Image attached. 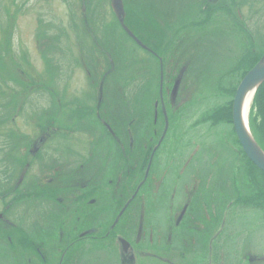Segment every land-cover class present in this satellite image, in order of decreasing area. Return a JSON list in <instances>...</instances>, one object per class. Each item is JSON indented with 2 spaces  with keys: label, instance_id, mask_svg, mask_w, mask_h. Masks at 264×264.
Returning <instances> with one entry per match:
<instances>
[{
  "label": "rangeland",
  "instance_id": "obj_1",
  "mask_svg": "<svg viewBox=\"0 0 264 264\" xmlns=\"http://www.w3.org/2000/svg\"><path fill=\"white\" fill-rule=\"evenodd\" d=\"M122 1L125 17L127 14L133 15L136 22H142L138 25L144 24L146 29H154L152 27L154 23L156 24L154 16H158L160 19L158 21L162 23L158 29L163 30V33L156 30L158 35L154 38L145 33L142 36L147 43L153 44L154 49L160 48L157 52H163L161 48L168 42L181 44L184 39L182 34H186L190 39V45L183 43L181 48L177 45L175 51H171L176 57L187 51V55L175 58L172 64V68L181 72L175 81V87L178 85L180 88L177 99L182 97L180 101H183L187 97V100L180 103L179 99H176V106L173 107L165 96L167 124L168 118L170 123L165 139L154 157L153 169L156 170L158 165L169 166L172 172H175L176 168L173 166L178 165L185 157L190 158L197 149L194 145L200 144L201 141L206 148H200L196 153L193 158L194 165L200 170L206 168L221 174L225 193L230 196L227 198L228 205L225 206H229V203L231 204L239 195L252 193V184L247 182L243 173L246 159L235 146L232 128L227 124L218 126H211L208 123L199 126L194 124L198 118H203L208 111L226 104L231 98V85L235 80L234 69L243 59L247 47L241 41L243 34L233 25L235 22L229 17L219 15L213 18L208 26H203L201 0ZM239 2L241 23L250 32H254L256 50L260 52L264 47V0ZM169 15L172 17L169 18ZM117 21L110 0H0V133L3 135H0L1 179L4 177L2 171L8 169L10 164L11 170H15L16 173L14 181L20 179L23 166L21 162L15 161L17 157L15 155L24 152L22 148L26 136L24 134H29L32 129L29 120L33 125L42 122L37 120V115L31 113L37 108L49 106L52 107L49 110L54 119L60 116L56 109L57 95L61 97L62 102L69 104L74 112L78 111L76 114L81 113L85 123H88L89 117L84 113L85 109L91 104L96 107V101L99 100L101 107L97 114L102 115L101 117L112 125L115 123L114 119L113 123L111 122L112 115L125 117L128 123H132L135 118L130 119L134 115L131 111L137 112V108H145L139 111V123L142 124L143 131L150 128L148 124L151 123V116L154 113L152 110L154 97L159 91V64L155 62L152 53L123 34ZM143 22H147L148 25ZM137 27L139 26L136 25ZM38 44L41 45L40 48ZM8 46L10 49L6 50ZM43 46L46 49H43ZM41 54L49 61H44L49 71L55 68L57 73V63L61 66L60 77L57 78L60 80L59 85L49 84L47 85L49 89L46 90L36 87H42V82L45 81V73L40 68L41 59L43 60ZM189 56H191L189 60H192L190 67L187 62ZM25 60L36 70L32 72L38 74L35 79L27 74L28 66L24 64ZM21 73L27 74L25 76L31 81H25ZM40 77L42 82L39 80ZM55 79L56 76L53 82ZM24 84L30 89H25L28 90V95H24L25 90H22ZM187 89L188 94L185 93ZM47 90L51 91L52 100ZM10 113L21 131L17 129L14 131L10 122H7ZM32 115L34 120L30 118ZM69 116L64 112V115L60 116V119L57 118V121L55 119V122L69 123L71 118ZM24 124L26 125L23 127ZM97 128L100 127H94V133L98 130L100 135H105ZM70 129L63 130L64 135L61 138L55 136L51 138L52 140L48 138L50 140L46 145L50 142L48 147H52L49 153L56 155L57 158L54 159L59 170H74L75 162L80 161L79 172L84 170L80 174L92 178L96 176L97 168L90 166L95 157L92 158L89 153L93 150V144L97 142L99 135L93 137L89 128L81 130L72 126ZM138 138L144 139L145 136L139 134ZM259 144L262 145L261 142ZM46 158L42 157V163L38 162L34 167L31 165L28 181L40 177L39 182L47 184L48 179L42 175L48 170L49 161H46ZM215 178L209 183L211 189L216 186ZM57 180L58 178H55L54 181ZM60 199L61 197H56L55 206H64ZM9 200L5 195L4 203ZM32 202L27 205L33 206ZM39 202L42 200H37L36 206ZM63 202L68 204L65 200ZM13 204L6 213L8 218L12 215L11 212L20 206ZM208 205L210 206V203ZM234 205L246 206L239 202ZM0 206L4 205L0 203ZM239 208L232 210L227 218V226L235 223L230 228L235 226L234 229L242 232L237 249L243 246V240L249 242L251 247H248L249 250L264 254L262 215L257 210ZM58 210H55L57 216L54 220L60 218ZM17 213L16 216H21ZM61 213L63 217L66 212ZM64 229L68 232L72 227L64 226ZM226 231L225 237L230 236L229 229ZM7 246V243L0 241V264L13 262V255Z\"/></svg>",
  "mask_w": 264,
  "mask_h": 264
},
{
  "label": "flooded vegetation",
  "instance_id": "obj_2",
  "mask_svg": "<svg viewBox=\"0 0 264 264\" xmlns=\"http://www.w3.org/2000/svg\"><path fill=\"white\" fill-rule=\"evenodd\" d=\"M239 1L201 0L203 26L212 23L216 16L229 17L235 22L234 27L244 35L241 34L242 43L247 45L244 55L250 50L258 52L254 32H250L241 23ZM154 17V29H146L144 24L138 25L137 32L139 29L142 40L145 34L150 38L156 37V30L163 33V30L158 29L162 24L158 21L160 19L156 15ZM173 37L176 38L175 33ZM182 38L184 39L181 44L168 42L161 48L163 52H157L160 48L154 49L150 42L148 44L152 48L142 43V48L152 53L155 62L159 64L160 77L158 95L154 97V113L151 123L148 124L150 128L145 131L139 123V111L145 108L139 107L137 112L131 111L135 116L130 117L131 120L135 118L132 123H128L125 117L112 115L111 122L115 120L112 125L106 122L102 115L97 114L101 107L100 100L96 101V107L91 104L85 109L84 113L89 115L88 123H85L81 113L76 114L78 111L74 112L58 95L56 109L60 116H63L64 112L70 115L69 123H56L55 119L57 121V118L61 117L54 119L49 110L52 107L49 106L37 108L31 113L37 115V120L42 122L33 125L29 120L32 129L29 134H24V152L15 155V161L21 162L23 166L20 179L14 181L16 173L11 170V164L8 169L2 171L4 177L0 178V203L4 205L0 206V241L8 244L7 247L13 255V262L9 264H264V254L249 250L248 247H251L248 241L242 240L243 246L237 249L242 232L234 229L235 226L230 228L235 223L227 226V218L231 211L239 206H235V202L225 206L228 205L227 198L230 196L225 193L221 174L206 168L200 170L194 165V156L200 148H206V145L201 141L200 144L194 145L197 147L196 151L190 158L185 157L178 165L173 166L176 168L175 172H172L169 166L158 165L156 170L153 169L154 157L165 139L170 123L168 118L167 124L165 96L175 107L178 89L180 90L178 85L175 87V81L181 72L172 68V64L175 58L187 55L185 51L186 53L176 57L171 51L174 52L177 45L181 48L183 43L190 45L186 34H182ZM38 46L41 47L39 44ZM43 49H46L45 46ZM259 53L260 56L264 55V47ZM40 56L43 58L40 68L45 73V81L40 77V82L43 81L42 87H36L46 90L49 89V84L58 86L60 80L57 78L60 77L61 66L57 63V73L55 68L49 71L44 64V61L48 60L42 54ZM190 57H187L188 67L192 62ZM24 64L28 66L27 74L35 79L38 74L32 73L35 70L33 66L29 65L27 60ZM25 75L21 73L25 81H31ZM159 80L162 81V86ZM25 89L30 90L26 84L22 90ZM28 90L23 91L24 95H28ZM188 90L185 91L186 94L189 93ZM49 92L51 94V91L47 90V93ZM178 99L179 102L182 97ZM184 100H187V97ZM33 115L30 117L32 120ZM208 115L200 118L203 123L194 124H225H214L211 120H205ZM7 120L14 131H21L11 113L8 114ZM95 125L100 127L97 129L105 135H100L98 130L94 133ZM72 126L81 130L89 128L93 137L99 135L89 153V156L95 157L90 166L97 168L96 176L92 178L80 174L84 172H79L80 161L75 162L74 170H59L54 159L57 158L56 155L49 153L52 147H48L50 142L47 145L46 142L54 136L61 138L64 135L63 130L69 131ZM139 134H143L145 138L139 139ZM235 146L239 148L236 142ZM44 156L47 157L46 161H49L48 170L42 173L48 179L47 184L40 183V177L28 181L31 165L34 167L36 163H42L41 158ZM245 172L246 167L243 173ZM214 177L216 186L211 189L209 183ZM55 178L58 180L54 181ZM5 195L6 199H10L7 203H4ZM57 196L61 197L60 201L64 206L54 205ZM37 200H42L38 206ZM63 200L68 204H64ZM30 202L33 206L27 205ZM12 203L13 206H20L13 210L8 218L6 213ZM56 209H59V220H54L57 216ZM61 211L66 212L63 217ZM16 213L21 216H16ZM64 226H71V231L67 232ZM226 229H229L230 236L225 237Z\"/></svg>",
  "mask_w": 264,
  "mask_h": 264
},
{
  "label": "water",
  "instance_id": "obj_3",
  "mask_svg": "<svg viewBox=\"0 0 264 264\" xmlns=\"http://www.w3.org/2000/svg\"><path fill=\"white\" fill-rule=\"evenodd\" d=\"M111 8L122 28L135 39L133 33L124 24L125 10L122 0H111ZM264 82V56L245 74L236 88L232 103V122L235 134L247 158L264 173V151L243 120V104L248 91L253 90L254 95ZM252 98V100H253ZM248 116V115H247ZM246 116V117H247Z\"/></svg>",
  "mask_w": 264,
  "mask_h": 264
},
{
  "label": "trees",
  "instance_id": "obj_4",
  "mask_svg": "<svg viewBox=\"0 0 264 264\" xmlns=\"http://www.w3.org/2000/svg\"><path fill=\"white\" fill-rule=\"evenodd\" d=\"M127 12L129 13V10H127ZM125 22L129 26V28L137 33L136 25L138 26V23L136 22V19L133 15L127 14ZM9 49L10 47L8 46L6 50ZM258 59L259 56H257L256 54L254 55V53L250 50L249 53L247 52L243 56L241 62L236 65L234 74L238 73L239 79H241L246 74V72L257 62ZM236 86L237 84L232 86L230 94L231 96L234 95ZM231 119L232 100L228 101L225 105L218 107L205 118V120H211L214 124L219 123L220 121L231 123ZM249 123L253 135L255 136L256 140L259 141V143H262V145H260L264 149V83L258 88L256 92ZM246 161L248 165H246L245 175L253 184H256L259 189H261V186L264 188V174L259 171L250 161H248L247 159ZM257 203H264V198L257 200Z\"/></svg>",
  "mask_w": 264,
  "mask_h": 264
},
{
  "label": "bare ground",
  "instance_id": "obj_5",
  "mask_svg": "<svg viewBox=\"0 0 264 264\" xmlns=\"http://www.w3.org/2000/svg\"><path fill=\"white\" fill-rule=\"evenodd\" d=\"M252 98H253V90H250V91H248L247 95L245 96L244 104H243V109H244L243 120L244 121H246V119H247L246 116L248 115V112L250 110Z\"/></svg>",
  "mask_w": 264,
  "mask_h": 264
}]
</instances>
